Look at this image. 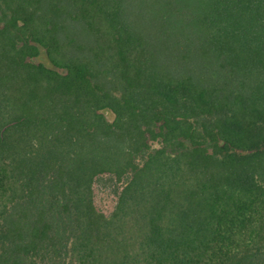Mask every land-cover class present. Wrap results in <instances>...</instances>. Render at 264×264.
I'll return each mask as SVG.
<instances>
[{"label":"trees","instance_id":"trees-1","mask_svg":"<svg viewBox=\"0 0 264 264\" xmlns=\"http://www.w3.org/2000/svg\"><path fill=\"white\" fill-rule=\"evenodd\" d=\"M0 264H264V0H0Z\"/></svg>","mask_w":264,"mask_h":264},{"label":"rangeland","instance_id":"rangeland-1","mask_svg":"<svg viewBox=\"0 0 264 264\" xmlns=\"http://www.w3.org/2000/svg\"><path fill=\"white\" fill-rule=\"evenodd\" d=\"M32 61L35 63L42 62L48 67L55 68L43 48L40 50L39 56L32 58ZM101 112L104 114L107 121L113 122L115 120V113L110 108H104ZM149 143L153 147L159 146L156 141L149 140ZM127 180V176L118 177L116 174L110 172L96 175L92 183L93 203L95 208L109 217L118 204L119 197Z\"/></svg>","mask_w":264,"mask_h":264}]
</instances>
